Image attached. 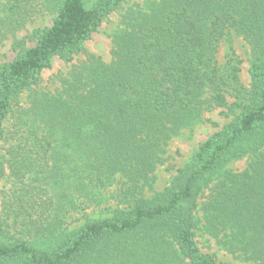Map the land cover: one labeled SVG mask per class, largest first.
Segmentation results:
<instances>
[{
  "label": "trees",
  "instance_id": "trees-1",
  "mask_svg": "<svg viewBox=\"0 0 264 264\" xmlns=\"http://www.w3.org/2000/svg\"><path fill=\"white\" fill-rule=\"evenodd\" d=\"M124 1L0 0V45L36 14H54L26 37L32 46L14 39L15 56L0 62V137L13 104L52 58L68 62L83 51ZM137 7L112 35L110 62L87 55L56 92L33 90L18 111L8 146L17 186L0 209V264H227L200 249L197 233L240 261L264 264V0ZM230 31L250 47L248 88L233 51L217 61ZM228 96L240 111L199 143L167 185L145 195L170 138L203 110L228 106ZM245 156L244 169L227 167ZM68 179L76 194L69 209L98 203L95 190L112 184L122 206L66 230L53 188Z\"/></svg>",
  "mask_w": 264,
  "mask_h": 264
},
{
  "label": "rangeland",
  "instance_id": "rangeland-1",
  "mask_svg": "<svg viewBox=\"0 0 264 264\" xmlns=\"http://www.w3.org/2000/svg\"><path fill=\"white\" fill-rule=\"evenodd\" d=\"M151 0H125L122 5L111 12L106 19H104L92 33L90 39L86 40L83 44V51L75 54L73 58L66 62L58 57H53L50 66L43 69L40 74V79L37 85L32 86V90H24L16 103L13 104L10 117H7L3 122V134L0 137V209L8 197L11 195L12 190L17 186L14 176L10 174L8 167V146L13 142V134L11 133L13 122L16 121L18 111L29 107V97L31 91H49L56 92L61 87V78L68 77L74 65L81 64L86 60L87 55L93 54L100 57L105 62H110L112 59V35L124 27L122 23L123 15L129 8H139L137 6H144ZM54 14L49 11H42L36 14L33 19L28 21L22 28L18 29L14 35L8 34V37L3 40L0 45V62H7L11 60L16 51L12 48L14 39H24V46L29 47L34 44L33 40L26 38L33 29L44 28L51 25ZM234 52L235 56L241 60L239 78L241 84L248 88L250 85L249 68L252 60L250 54V47L248 43L237 35L234 31L229 34L220 42L216 54L219 64L226 62L228 54ZM228 106L226 107H211L202 112L199 121H194L190 125L182 128L177 135H174L168 141L166 146L165 163L159 166L154 172V184L152 190L145 189V195L149 196L153 191L161 190L168 184L171 177L174 175L176 168L183 166L189 161L193 151L197 148L199 143L206 140L211 134L218 131L223 125L228 123L233 116L240 111V107L231 104L236 100L234 97H227ZM16 117V118H15ZM211 122H215L213 125ZM249 162L247 156L228 163L227 167L233 171H240L244 169ZM66 163V166H69ZM170 166L171 169H166ZM66 168V167H65ZM67 170V169H66ZM119 175H116L118 177ZM64 184V183H63ZM58 184L53 188L55 194H59L56 203L64 205V211L61 216L63 220L62 227L66 230L74 229L81 226L87 220H93L111 214V210L117 204L113 194L117 188L116 184L105 186L104 188L96 189V200L98 203H92L83 209L72 210L70 206V196L73 194L74 182L68 181L63 185ZM81 199L83 197H80ZM59 209V208H57ZM196 241L198 246L203 252L212 253L218 262L227 264H253L240 261L234 258L231 254L222 250L212 238L205 234H196Z\"/></svg>",
  "mask_w": 264,
  "mask_h": 264
}]
</instances>
